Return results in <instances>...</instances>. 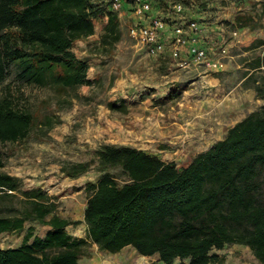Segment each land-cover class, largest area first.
<instances>
[{
  "label": "trees",
  "instance_id": "16d2710c",
  "mask_svg": "<svg viewBox=\"0 0 264 264\" xmlns=\"http://www.w3.org/2000/svg\"><path fill=\"white\" fill-rule=\"evenodd\" d=\"M108 4L0 0V169L3 145L25 141L36 127L59 123L54 115L21 106L23 87L63 95L92 85L88 63L76 57L73 46L93 35L100 16L106 17L100 45L118 41V15ZM257 5L264 17V1ZM258 25L250 14L234 16L238 29ZM254 91L264 101V78ZM108 107L120 109L113 103ZM92 166L100 178L85 187L91 192L83 212L85 239L68 233L72 222L57 215L51 196L41 188L21 191L19 179L0 170V201L20 194L25 205L20 216H0V235L20 234L26 222L47 227L42 237L28 227L20 246L0 249V264H78L91 244L111 254L129 247L162 264H223L216 252L241 245L264 264V105L185 167L130 146L104 145L94 160L61 171L78 178Z\"/></svg>",
  "mask_w": 264,
  "mask_h": 264
},
{
  "label": "rangeland",
  "instance_id": "374dc122",
  "mask_svg": "<svg viewBox=\"0 0 264 264\" xmlns=\"http://www.w3.org/2000/svg\"><path fill=\"white\" fill-rule=\"evenodd\" d=\"M102 1L107 8L109 0ZM261 1L264 0H150L151 16L168 19L172 15L169 22L180 19L172 12L175 4H181L182 20L197 22L199 30L207 34L199 43L209 52L226 49L225 67L218 72L193 63L180 68L168 52L150 56L128 35L134 20L126 7L118 14V41L102 47L100 39L106 17L96 18L93 35L73 46L76 57L88 63L87 76L92 85L63 95L47 88L23 87L20 105L30 111L38 110L42 115H54L59 123L50 129L36 127L25 141L3 145L4 166L0 170L18 178L21 191L41 188L58 204L57 215L72 222L67 227L68 233L86 238L83 212L91 192L85 187L87 182L95 184L100 173L92 166L80 177L69 178L61 168L92 161L101 146L118 145L122 134H129L115 125L112 128L110 122L122 125L123 120L147 122L153 115L162 117L160 112L175 113L178 102L192 98L203 102L195 112L209 117L219 126V132L223 123V130L227 132L230 126L264 105V101L256 99L254 91L264 78V17L257 5ZM237 13L252 15L258 27L236 28ZM110 103L120 109L111 111ZM188 159L163 157L179 168ZM116 174L118 182L123 183V177ZM24 208L22 197L16 194L12 201H0V216H20ZM28 227L40 237L47 229L34 222H26L25 230ZM25 230L20 234L0 235V249L20 246ZM95 253L90 245L85 257L89 259ZM216 253L223 258V264H259L250 250L241 245L226 246ZM147 262L141 263L157 264L158 260Z\"/></svg>",
  "mask_w": 264,
  "mask_h": 264
},
{
  "label": "crops",
  "instance_id": "0c3cea01",
  "mask_svg": "<svg viewBox=\"0 0 264 264\" xmlns=\"http://www.w3.org/2000/svg\"><path fill=\"white\" fill-rule=\"evenodd\" d=\"M202 31L203 32L199 30L196 36L199 42L207 37L206 32L204 30ZM199 45L204 47L203 43H199ZM166 52L170 55L168 50ZM183 56H185V52ZM194 100L192 98H185L181 102H178L179 108H177L175 113L166 114L160 112L162 117L157 118L153 115L154 117H149L150 120L147 122L140 120L141 122H132L134 123L132 124L128 123L129 121L123 120V123L125 122L123 125L120 123L115 124L114 121L110 122L112 128L115 125L118 128L120 127L124 133H129L122 134V139L120 143L118 142V145L130 146L142 150L146 154L158 157L162 160L164 156L182 159L189 157L188 161L181 166L185 167L193 157L207 150L212 144L216 141L222 140L226 135V130H223V123H220V121L217 120L221 125V132H219V126H216L215 122L209 117L204 118L202 113L199 114L194 111V109L201 107L203 103L195 102ZM200 115L201 117L196 118ZM136 119L137 118H134L133 121H137ZM141 123H143L142 126ZM198 125L201 127L198 128ZM231 127L232 126L229 128ZM216 130L218 131L216 132ZM113 143H115V141H113ZM166 161L170 162L171 160ZM85 206L86 203L84 209ZM73 237L82 238L78 236ZM91 246L97 251V253L89 259H87L88 257H85V255L81 256L78 260V264H135V262L136 264L137 262H139L138 264H142V261L148 263L147 261L149 260H158L156 256H140L133 249L130 250L129 247L124 248L119 253L111 254L99 251L94 244H91ZM157 264L162 263L158 261Z\"/></svg>",
  "mask_w": 264,
  "mask_h": 264
},
{
  "label": "built area",
  "instance_id": "2783aa9c",
  "mask_svg": "<svg viewBox=\"0 0 264 264\" xmlns=\"http://www.w3.org/2000/svg\"><path fill=\"white\" fill-rule=\"evenodd\" d=\"M127 4V5H126ZM125 7L134 23L128 29V35L144 47L150 56H159L167 50L180 68H187L190 63L204 65L210 71H222L225 67L226 49L218 53L209 52L199 45L196 37L199 28L195 21L184 22L181 18L183 6L175 4L172 14L179 20L161 19L151 16L150 0H109L110 11L120 14ZM185 52V56L184 55Z\"/></svg>",
  "mask_w": 264,
  "mask_h": 264
}]
</instances>
